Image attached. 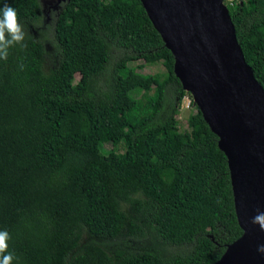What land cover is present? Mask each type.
I'll return each instance as SVG.
<instances>
[{
    "label": "trees",
    "instance_id": "16d2710c",
    "mask_svg": "<svg viewBox=\"0 0 264 264\" xmlns=\"http://www.w3.org/2000/svg\"><path fill=\"white\" fill-rule=\"evenodd\" d=\"M5 4L25 32L0 60V230L14 264H216L243 235L228 160L193 100L183 135L192 95L141 0L57 1L40 38L25 27L42 23V0ZM226 5L264 88V0ZM147 59L167 66L156 84L129 66Z\"/></svg>",
    "mask_w": 264,
    "mask_h": 264
},
{
    "label": "water",
    "instance_id": "95a60500",
    "mask_svg": "<svg viewBox=\"0 0 264 264\" xmlns=\"http://www.w3.org/2000/svg\"><path fill=\"white\" fill-rule=\"evenodd\" d=\"M67 0H58V3ZM225 0H141L174 73L219 138L230 170L243 235L216 264H264V231L251 223L264 212V88L247 63Z\"/></svg>",
    "mask_w": 264,
    "mask_h": 264
},
{
    "label": "clouds",
    "instance_id": "9594fccd",
    "mask_svg": "<svg viewBox=\"0 0 264 264\" xmlns=\"http://www.w3.org/2000/svg\"><path fill=\"white\" fill-rule=\"evenodd\" d=\"M25 32L19 21L17 9L5 4L0 8V60H7L9 49L24 45ZM251 223L264 231V212L257 211ZM10 234L6 230H0V264H14L16 257L9 251L8 241ZM257 251L264 255V244L258 246Z\"/></svg>",
    "mask_w": 264,
    "mask_h": 264
},
{
    "label": "rangeland",
    "instance_id": "374dc122",
    "mask_svg": "<svg viewBox=\"0 0 264 264\" xmlns=\"http://www.w3.org/2000/svg\"><path fill=\"white\" fill-rule=\"evenodd\" d=\"M57 1L58 0H42L44 10V17L42 23L40 25L35 26H31L28 24L25 29L37 38L43 36L51 37L50 29L52 28V25L55 20L54 17L57 13L56 11L58 10V8L56 9ZM228 1L231 2V0ZM48 50L50 53V62L48 66L49 68H53L58 62L57 50L55 49V46L52 43L48 44ZM129 66L138 67L137 70L139 73L152 75L155 78V84L158 82L161 75L167 72V66L164 63L155 62L153 59L141 60L139 62L131 63ZM77 78L79 79V76H77ZM192 100L193 97L191 99L189 96L184 99L182 103L181 113L179 116L182 126V133L184 136H188L190 134V130L186 125V121L189 119L191 114L195 112L194 108L190 107ZM106 149H113V146L111 144H107Z\"/></svg>",
    "mask_w": 264,
    "mask_h": 264
},
{
    "label": "built area",
    "instance_id": "2783aa9c",
    "mask_svg": "<svg viewBox=\"0 0 264 264\" xmlns=\"http://www.w3.org/2000/svg\"><path fill=\"white\" fill-rule=\"evenodd\" d=\"M224 3H225V1H224ZM225 5H226V3H225Z\"/></svg>",
    "mask_w": 264,
    "mask_h": 264
},
{
    "label": "flooded vegetation",
    "instance_id": "af4514ba",
    "mask_svg": "<svg viewBox=\"0 0 264 264\" xmlns=\"http://www.w3.org/2000/svg\"><path fill=\"white\" fill-rule=\"evenodd\" d=\"M58 8V6L56 7V9Z\"/></svg>",
    "mask_w": 264,
    "mask_h": 264
}]
</instances>
